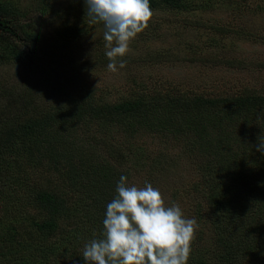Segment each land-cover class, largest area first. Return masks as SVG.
<instances>
[{"label": "trees", "instance_id": "trees-1", "mask_svg": "<svg viewBox=\"0 0 264 264\" xmlns=\"http://www.w3.org/2000/svg\"><path fill=\"white\" fill-rule=\"evenodd\" d=\"M220 1L150 0V7L152 17L183 16L191 32L216 28L213 47L227 46L213 18L222 9L241 12L244 39H264V26L246 25L248 14H264V0H231L224 8ZM21 3L0 0V64H18L30 76L19 86L0 78V202L11 206L0 219V264H84L83 246L101 237L120 176L129 182L131 172L144 168L150 183L185 175L187 184L174 189L201 196L192 206L198 229L187 264H264V153L257 151L264 143V86L210 94L148 71L169 64L176 73L182 64H199L204 41L193 47L187 40L167 53L153 46L136 58L117 57L125 61L127 82L115 94L91 83L69 91L59 85L52 65L58 55L50 49L64 51L86 38L89 23H103L91 20L84 0L63 12L59 0H32L24 11ZM55 22L56 41L48 43L44 34ZM162 36L155 24L146 38ZM106 50L95 57L99 66L109 63ZM52 96L61 101L48 102ZM144 137L156 148L139 146ZM36 213L40 219L25 218ZM28 222L37 230L25 235L20 231ZM35 232L42 240L30 242Z\"/></svg>", "mask_w": 264, "mask_h": 264}, {"label": "rangeland", "instance_id": "rangeland-1", "mask_svg": "<svg viewBox=\"0 0 264 264\" xmlns=\"http://www.w3.org/2000/svg\"><path fill=\"white\" fill-rule=\"evenodd\" d=\"M76 0H59L61 4L62 12L67 11V5L69 2ZM32 0H23L19 6L21 9L27 10L29 4ZM63 2V3H62ZM231 0H221V8L231 5ZM236 3V1L234 2ZM225 12L217 11L213 14L216 22L223 28L221 32V38L223 44L226 42L227 46H212L211 36L217 34L216 28L212 30L196 31L191 32L187 25L182 23L183 16L178 18L177 14H172L167 12L165 17L163 16H153L148 22L147 28L142 32L138 33L137 36L132 39L129 43V50L126 55L131 57H139L142 50L149 51L150 47L156 46L161 47L164 53H167L166 48L169 46H176L178 43H185L187 40L192 42L190 45L197 47L196 43L203 42L204 45L202 52L200 54V63L197 64L195 60L194 65L190 66L187 63L182 64V72L176 70V66L169 64L148 68V71L152 74H162L165 73V77L173 78L176 77L179 84L183 85L185 88L189 89L196 87L199 92L206 91L210 94H223V92H238L244 88L252 87L254 83L264 86V70L260 69V64L264 62V39L261 41L246 40L241 36V29L244 25L245 20L240 21L236 16L241 15V12H233L230 9ZM178 18V19H177ZM247 20L249 21L246 25L250 29H259L264 26V14L261 12H255V15L248 14ZM92 22V21H91ZM159 25L162 30L163 38L155 39V37H147L148 29L153 25ZM59 24L55 22V27L50 28L45 32L44 36L46 42L52 43L56 41L55 28ZM89 32L86 33V38L78 40L72 43L66 50H55L51 48V53L58 55L55 60H53V68L60 74L59 85L64 86L67 90L76 91L77 89L85 86L90 87L88 84L95 86L98 91L104 93V89L112 88L113 94L119 92L121 87L127 82L125 76V70L119 68L113 72L107 68V65L99 66L95 57L99 56L101 48L106 46V41L104 40V27H99L94 25V23H89ZM191 32V33H189ZM219 32V31H218ZM199 33L201 35H199ZM184 34V38L181 36ZM138 37V38H137ZM142 38V39H139ZM131 46H136L135 48ZM98 47V48H96ZM160 51V50H157ZM177 48L173 49V54H176ZM155 53V52H154ZM125 55V56H126ZM184 55V53H182ZM221 59H231L235 61V65L226 66L221 64ZM238 59V60H237ZM246 62V63H245ZM245 63V64H243ZM243 64L244 68L238 67ZM12 65V66H11ZM0 64V78L5 79L6 82L11 83L15 86H19L21 78L26 79L29 82L30 76L29 72L18 64ZM197 65V66H196ZM15 66V67H13ZM139 66H146L145 63H140ZM178 67V65H177ZM18 84V85H17ZM79 92H75V95ZM48 102L61 101L59 97L52 96L47 99ZM137 139L136 141L141 146L145 141L144 147H150L155 149L158 143H154L151 138L149 140L143 141ZM152 142L153 144H151ZM148 168H144L138 171L131 172V177L129 185H136L137 187H143L145 182H149L147 173ZM43 176H47L43 174ZM186 180L187 177L184 175ZM46 179L44 178V181ZM185 179H175L172 178L168 180L165 176H162L160 180L155 178L151 181L153 187L158 188L162 193L166 205H171L173 202L178 204L183 210L184 215L187 218H193L192 206L201 199L199 194H194L191 190L188 191H178L175 187L185 186ZM195 181H201L199 176L192 179V183ZM150 183V182H149ZM191 186V185H190ZM187 187V186H186ZM185 187V188H186ZM178 199H176V198ZM8 209L0 206V219L3 218L6 211L10 209L11 206L7 205L4 201H1ZM15 215L18 218H22L16 210L13 209ZM41 214L27 215L25 218L33 219L41 218ZM46 221V219H43ZM33 224V222L31 223ZM29 222L24 224V226H29L23 231L25 235L37 230ZM16 226V225H14ZM198 227L195 229V231ZM195 237V236H194ZM42 240L41 234H34L30 242H37Z\"/></svg>", "mask_w": 264, "mask_h": 264}, {"label": "clouds", "instance_id": "clouds-1", "mask_svg": "<svg viewBox=\"0 0 264 264\" xmlns=\"http://www.w3.org/2000/svg\"><path fill=\"white\" fill-rule=\"evenodd\" d=\"M86 13L105 28L107 68H123L129 43L148 26L150 0H84ZM264 153V143L257 145ZM116 196L106 204L103 231L83 246L84 264H187L198 227L181 207L166 205L158 188L129 185L121 175Z\"/></svg>", "mask_w": 264, "mask_h": 264}]
</instances>
